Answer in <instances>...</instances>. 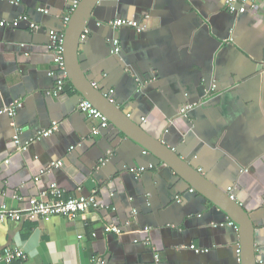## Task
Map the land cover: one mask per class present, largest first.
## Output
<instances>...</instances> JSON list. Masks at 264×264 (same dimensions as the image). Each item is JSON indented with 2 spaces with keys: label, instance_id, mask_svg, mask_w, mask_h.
Returning a JSON list of instances; mask_svg holds the SVG:
<instances>
[{
  "label": "crops",
  "instance_id": "1",
  "mask_svg": "<svg viewBox=\"0 0 264 264\" xmlns=\"http://www.w3.org/2000/svg\"><path fill=\"white\" fill-rule=\"evenodd\" d=\"M257 1V11L233 14L225 0H100L79 57L135 122L245 208L256 264H264V0ZM79 2L0 0V109L22 102L14 117L0 114V207L28 209L56 184L108 208L0 220V264H242L241 234L224 210L111 122L94 135L100 121L78 109L83 96L68 79L54 93L48 31L65 30ZM21 15L39 28L14 23ZM119 18L134 25L110 23ZM186 104L195 106L183 116ZM53 122L52 135L17 150L18 128L25 143ZM112 224L122 232H107ZM14 246L25 261L2 259Z\"/></svg>",
  "mask_w": 264,
  "mask_h": 264
},
{
  "label": "water",
  "instance_id": "2",
  "mask_svg": "<svg viewBox=\"0 0 264 264\" xmlns=\"http://www.w3.org/2000/svg\"><path fill=\"white\" fill-rule=\"evenodd\" d=\"M99 1L80 0L64 30V55L69 82L124 135L172 167L198 192L224 210L240 231L242 264H256L255 226L245 208L230 194L215 188L206 176L164 143L163 138H155L146 132L108 94L97 87L84 71L79 57L81 36L88 28Z\"/></svg>",
  "mask_w": 264,
  "mask_h": 264
},
{
  "label": "built area",
  "instance_id": "3",
  "mask_svg": "<svg viewBox=\"0 0 264 264\" xmlns=\"http://www.w3.org/2000/svg\"><path fill=\"white\" fill-rule=\"evenodd\" d=\"M8 1L11 4H18L19 0H2ZM226 8L229 12L233 14H242L247 10L257 11L259 9V3L257 0H225ZM76 6V5H75ZM74 10V9H73ZM40 11L47 13L48 10L41 8ZM19 20H26L29 22V25L32 29L37 30L39 25L34 21H31L27 15H21L15 19L14 23H17ZM67 22L69 21V17L66 18ZM1 24H5V22L1 21ZM113 25H134V22L129 19L119 18L110 22ZM49 33V42L47 47L49 51L53 55V61L55 64V69L50 71V75L56 77V90L55 94H60L61 91L65 89L67 84L68 74L66 71V60L64 55V29H54L50 28ZM88 29L84 31L81 36V39L84 40L87 36ZM114 47L112 49L113 53H120L121 48L119 45V41L117 39L113 42ZM22 105L20 100H16L12 102L9 106H5L0 109V114H7L10 117H14L17 113L18 108ZM195 104H186L180 108V114L183 116H187L188 112L193 109ZM78 109L91 117H95L99 119V125L94 126L92 128V133L94 135L102 133L105 129L110 126L109 120L103 115L101 111H99L95 106L92 105L88 100L82 99L78 104ZM59 128L58 122H53L51 126L48 128H44L36 133L31 139L27 142L22 143L20 140V135L22 133L21 128L16 130V134L14 136V142L16 144V148L18 151L26 150L31 142L48 137L52 135ZM8 163V160H6ZM62 162H53L47 169H50L55 166H61ZM131 171L140 174L141 172L136 170L135 168H131ZM45 172V169L41 170V174ZM35 180H39V176H36ZM193 191V189H191ZM104 208H108L107 205L100 202L98 198L94 195L90 196H67L65 194V190L59 187L56 184H52L47 190H43L39 197L33 200L32 206L28 209L18 211L11 210L6 205H2L0 207V220H13L19 221L24 217H31L34 215H39L45 218H49L54 215H61L67 218H77L88 213L91 210H101ZM107 232H116L120 234L122 229L116 225H107ZM147 244H151L150 240L147 239ZM196 252L207 251L205 248H195ZM240 253L241 250L239 249ZM2 259L7 262H12L13 260H22L25 261L27 259L26 252L17 246L14 247H6L2 254ZM156 262L160 261L159 254H155ZM99 258H93L91 264H98Z\"/></svg>",
  "mask_w": 264,
  "mask_h": 264
}]
</instances>
